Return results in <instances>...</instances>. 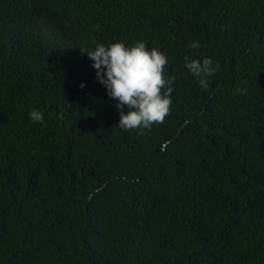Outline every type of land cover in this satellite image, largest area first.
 Segmentation results:
<instances>
[{
    "label": "trees",
    "instance_id": "1",
    "mask_svg": "<svg viewBox=\"0 0 264 264\" xmlns=\"http://www.w3.org/2000/svg\"><path fill=\"white\" fill-rule=\"evenodd\" d=\"M115 40L165 54L162 123L117 125ZM0 264H264V0H0Z\"/></svg>",
    "mask_w": 264,
    "mask_h": 264
},
{
    "label": "clouds",
    "instance_id": "2",
    "mask_svg": "<svg viewBox=\"0 0 264 264\" xmlns=\"http://www.w3.org/2000/svg\"><path fill=\"white\" fill-rule=\"evenodd\" d=\"M198 46L197 41L189 43L191 48ZM82 52L90 58L97 81L115 102L120 128L149 129L164 121L172 103L175 77L165 76L168 60L161 50L149 48L143 40L131 44L115 40L108 44L96 42L90 50ZM185 68L201 88L207 89L208 78L215 74L218 65L210 56L191 59L186 56ZM28 115L34 122L43 121V114L36 108Z\"/></svg>",
    "mask_w": 264,
    "mask_h": 264
}]
</instances>
